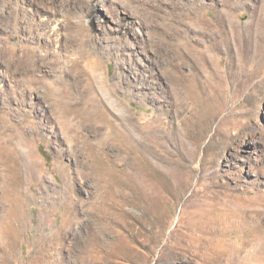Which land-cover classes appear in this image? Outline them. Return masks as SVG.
Listing matches in <instances>:
<instances>
[{
	"label": "rangeland",
	"instance_id": "374dc122",
	"mask_svg": "<svg viewBox=\"0 0 264 264\" xmlns=\"http://www.w3.org/2000/svg\"><path fill=\"white\" fill-rule=\"evenodd\" d=\"M220 189L231 210L205 198ZM94 202L113 224L87 256ZM0 217V264H57L60 246L59 264H264V0H0Z\"/></svg>",
	"mask_w": 264,
	"mask_h": 264
},
{
	"label": "bare ground",
	"instance_id": "6f19581e",
	"mask_svg": "<svg viewBox=\"0 0 264 264\" xmlns=\"http://www.w3.org/2000/svg\"><path fill=\"white\" fill-rule=\"evenodd\" d=\"M249 81H250V79L249 80H246V81H242L241 80L242 87H246L247 84L249 83ZM189 106L190 105L188 103H185V102L176 103V110H177L176 111V116L177 117H180L181 114ZM114 108L119 113L120 112L126 113V110L125 111H120L119 110L120 108L118 109V105L114 106ZM125 117H126V114H125ZM134 125L135 124H132V123L129 125V128H128L129 131H128V135H127L129 137V143H130V148L132 149V153L134 154V151L137 152V150H138V152L151 153L152 152L151 151V145L148 142V139L149 138H147V137H139V139L136 138L137 136H139V130L136 128L137 126L135 127ZM111 131H112V128L109 127V126H105L104 125V126L100 127V130H98V134L99 133L100 134H103L102 140L101 141L98 140V141H94V142L93 141H86L85 142V149H86V151L89 152V151L93 150L94 152L95 151L96 152H98V151L101 152L103 149H105L106 147H105V145H104L103 142L105 141L106 136L107 137H110L111 136ZM182 134H183V132H182ZM169 135H170V143H175V145H176V147H174V149H176V151H184L182 153L183 154L185 153V155H187V158L188 159L194 161V157H195V153H196L197 146L196 145L194 146L190 142H188L185 139H183V137L179 133V129H177L175 132L170 133ZM114 138H115V136H114ZM103 139H104V141H103ZM108 145H109L110 148H112L111 149L112 151H110L113 154L112 157H114L115 159L120 160V161L121 160H124L126 158L125 157L126 155L124 156V154H123V153L126 152L125 150H116L112 145H110V140H109ZM135 149H137V150H135ZM160 162L162 163L163 168H164V171H165L164 178H165V182H166V185H167V186H165V188L171 186L173 183H176L177 184V183H180L182 181V179L184 177L183 176L184 175V170H183V167L179 164V162L174 161L170 157H164V158L161 157L160 158ZM131 170H132V168H131ZM145 176H144V174L137 173V174H135V179H136V182H138L140 185L147 187L149 185L150 181L148 180L149 178L148 177H145ZM139 190H141V189L139 188ZM230 193L231 192H228V190L225 191L224 189H220V190H215V193H213L211 195H209V194L206 195L205 198L209 197V199L216 205V207L219 210L220 209L231 210V205L233 204V199L234 198H233V195L230 194ZM95 200H98V198L95 199ZM92 202L93 201H91V204H92ZM95 203L96 202L93 203V206H92V210L91 211H89L87 209L85 210L84 208H82L81 213L85 216V218H83V225H84V229H85L84 234H85V232H86V234L84 235L85 236L84 238H81L79 236V234L77 236L78 238H80V241L79 242H80L81 251H82V252L80 251V254L83 253V255H87V256H89L90 254H92V252L93 253L94 252H97L98 251L97 248H101V246H102V244L104 243V240H105V234H106V231L105 230L108 229V226H110L111 224H113L112 222H109L108 221V218L107 217L104 216V212L103 211H99V208H98L99 207V204H97V203L95 204ZM239 216L240 217L238 218V220H235V222L239 223L241 226H245L249 222V219L244 214H240ZM254 221L257 222V218H255ZM110 229H114V227L111 226ZM69 231L70 232L71 231L78 232L79 231V227L77 228V223L76 224H72L69 227ZM248 253H251V251H249ZM53 256H54V262L57 263V264H59L58 262L60 261V256H64L65 258H69V256H71V254L65 249V247L60 246L59 248H57L54 251V255ZM84 257H82V259H84ZM92 258H94V257H92ZM0 262H3V261H0ZM237 263L239 264V262H236V264Z\"/></svg>",
	"mask_w": 264,
	"mask_h": 264
}]
</instances>
